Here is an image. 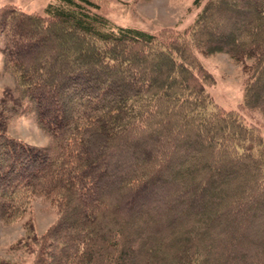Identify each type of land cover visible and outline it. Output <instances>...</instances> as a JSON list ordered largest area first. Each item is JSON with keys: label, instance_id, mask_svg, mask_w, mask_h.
<instances>
[{"label": "trees", "instance_id": "1", "mask_svg": "<svg viewBox=\"0 0 264 264\" xmlns=\"http://www.w3.org/2000/svg\"><path fill=\"white\" fill-rule=\"evenodd\" d=\"M183 30L121 26L89 0L0 6V219L34 196L57 219L20 240L31 264H264V135L206 90L198 54L242 66L264 117V0H194ZM30 112L50 136L7 134ZM0 264H12L0 260Z\"/></svg>", "mask_w": 264, "mask_h": 264}, {"label": "rangeland", "instance_id": "2", "mask_svg": "<svg viewBox=\"0 0 264 264\" xmlns=\"http://www.w3.org/2000/svg\"><path fill=\"white\" fill-rule=\"evenodd\" d=\"M54 0H0V6L9 4L27 13L41 14ZM93 10L121 26H132L152 33L164 27L183 30L194 21L200 6L194 0H89ZM1 43V42H0ZM202 64L213 74L215 83L206 90L213 101L225 109H235L247 125L254 126L264 135V117L256 110L239 107L243 97L242 66L225 53L209 56L198 54ZM15 76L6 68L0 53V98L6 90H16ZM7 134L33 145H47L50 136L36 123L32 113L27 112L9 119ZM57 209L40 196H34L26 210L17 219L4 222L0 219V260L12 264H31L33 256L20 245L29 228L38 235L57 219Z\"/></svg>", "mask_w": 264, "mask_h": 264}]
</instances>
